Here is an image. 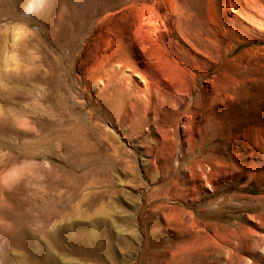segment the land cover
I'll return each instance as SVG.
<instances>
[{
  "label": "rangeland",
  "instance_id": "rangeland-1",
  "mask_svg": "<svg viewBox=\"0 0 264 264\" xmlns=\"http://www.w3.org/2000/svg\"><path fill=\"white\" fill-rule=\"evenodd\" d=\"M14 25L0 171L48 166L0 264H264V0H0V56Z\"/></svg>",
  "mask_w": 264,
  "mask_h": 264
},
{
  "label": "clouds",
  "instance_id": "clouds-1",
  "mask_svg": "<svg viewBox=\"0 0 264 264\" xmlns=\"http://www.w3.org/2000/svg\"><path fill=\"white\" fill-rule=\"evenodd\" d=\"M29 30L24 25H14L10 29L11 33V50L5 49L2 56H0V64L3 65L0 71L19 73L21 70L28 71V66H25L21 56L19 55L17 46L27 35ZM34 60H38L39 57L32 54ZM4 87L3 81L0 80V88ZM39 95V93L37 94ZM4 115L3 107L0 106V117ZM18 127L21 129H27L29 122L27 119L18 118L16 120ZM9 154L4 151H0V162H2ZM41 166L47 167V162H37L35 160H23L15 165L11 166L7 170L0 171V188L11 190L16 184H18L25 177H33L36 180H43V176L36 170ZM2 199V197H0ZM264 253V247L259 249Z\"/></svg>",
  "mask_w": 264,
  "mask_h": 264
},
{
  "label": "bare ground",
  "instance_id": "bare-ground-1",
  "mask_svg": "<svg viewBox=\"0 0 264 264\" xmlns=\"http://www.w3.org/2000/svg\"><path fill=\"white\" fill-rule=\"evenodd\" d=\"M146 18V17H145ZM146 24H147V27H146V29H143L144 28V26H146ZM153 26H154V21L149 17H147V19H144V18H142V22H140V24H139V28L141 29V31H143V32H149V30H152L153 29ZM140 31V30H139ZM210 69H213V67L212 68H210ZM222 244H223V246H221V245H219V246H217V250H219V249H223L224 248V246H229V247H231L232 249H235L232 245H231V242L230 241H226V240H223L222 241ZM218 245V244H217ZM231 260V259H230Z\"/></svg>",
  "mask_w": 264,
  "mask_h": 264
}]
</instances>
